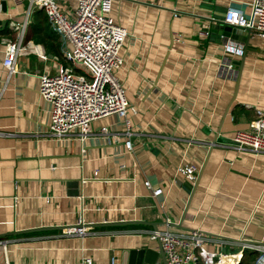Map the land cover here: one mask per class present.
<instances>
[{"label": "crops", "instance_id": "1", "mask_svg": "<svg viewBox=\"0 0 264 264\" xmlns=\"http://www.w3.org/2000/svg\"><path fill=\"white\" fill-rule=\"evenodd\" d=\"M252 2L113 0L111 15L129 31L117 75L136 109L128 113L132 150L116 114L96 120L83 143L49 134L52 106L39 95L40 76L70 63L47 14L40 10L46 21L37 27L33 15L25 42L41 45L48 60L27 50L18 72L0 73V264H112L120 250L158 249L153 230L203 231L212 251L264 239V153L239 152L233 140L264 109V38L251 35L236 94L231 62L246 44L214 23L230 6L250 14ZM27 6L0 0V59L3 39L18 36L10 21L23 22ZM103 127L118 138L102 136ZM207 156L178 227L196 182L179 168L193 165L198 177ZM146 181L163 193L153 195ZM119 220L144 222L90 226ZM80 223L90 232L65 233ZM48 226L63 229L28 231Z\"/></svg>", "mask_w": 264, "mask_h": 264}, {"label": "built area", "instance_id": "2", "mask_svg": "<svg viewBox=\"0 0 264 264\" xmlns=\"http://www.w3.org/2000/svg\"><path fill=\"white\" fill-rule=\"evenodd\" d=\"M24 1L28 4L24 21H10V27L18 32L17 38L3 39L5 55L0 59V73L4 68L9 74L18 72L19 56L27 50L35 51L40 58L48 60L41 45L25 42L33 15L44 11L54 31L63 38V55L70 63L55 74L40 76L39 95L52 106L49 134L58 139L75 135L83 143L94 133L92 126L96 120L116 114L124 122L125 146L132 150L134 132L128 113L136 109L117 75L125 63L121 52L129 31L111 15L113 0H74L76 5L73 9L68 0H16L20 4ZM251 6L250 14L230 6L222 21L235 27L239 33L250 29L251 35L264 38V0H253ZM256 114L247 129L237 130L233 135L239 152L264 153V109H257ZM100 134L118 138L107 127H103ZM179 171L188 181H196L195 166L186 165ZM145 183L152 188L153 195L163 193V188H153L150 181ZM89 232L88 228L65 229L66 234L86 235ZM150 237L161 240L168 264H227L230 258L229 264H240L245 250L255 253L250 264H264V239L245 242L241 249L232 252L209 250L206 243L211 239L200 230H153ZM83 264H92V260L85 259Z\"/></svg>", "mask_w": 264, "mask_h": 264}, {"label": "water", "instance_id": "3", "mask_svg": "<svg viewBox=\"0 0 264 264\" xmlns=\"http://www.w3.org/2000/svg\"><path fill=\"white\" fill-rule=\"evenodd\" d=\"M219 19V20H218ZM215 20L214 23L218 24L220 26V32L224 34L225 36L233 39L243 40L246 44L245 52L243 53L241 60H234L231 62L232 66L238 69V79H237V89L236 94L238 93V87L240 83V76L243 70L244 61L247 54V49L249 46V40L251 38V30L248 29L247 31H244L243 33H239L235 27L225 24L220 18ZM214 21V19H213ZM212 150V148H211ZM208 157L206 158L204 164L202 165L197 180L192 188L186 209L183 213V216L180 220V223L178 224V227H182V223L185 219V216L188 212V209L190 207L191 201L193 199V196L196 192V189L201 181L204 169L206 167V164L208 162ZM144 221H129V220H119L114 222H95L91 223L90 226L92 228L96 227H111V226H124V225H132V224H139L143 223ZM177 225V224H176ZM156 226V225H155ZM69 227V226H68ZM72 228H82L83 224H76L74 226H71ZM69 227V228H71ZM48 229H63V226H48V227H41L36 228L33 230L28 231H37V230H48ZM156 229H159L156 227ZM16 233V232H14ZM19 233V232H18ZM240 242H254L252 240H238ZM112 264H168L166 254L164 252L162 242L160 239H158V249L151 248V247H142V248H134V249H128V250H120V252H116L114 256V260Z\"/></svg>", "mask_w": 264, "mask_h": 264}, {"label": "trees", "instance_id": "4", "mask_svg": "<svg viewBox=\"0 0 264 264\" xmlns=\"http://www.w3.org/2000/svg\"><path fill=\"white\" fill-rule=\"evenodd\" d=\"M34 18H35L34 20H36V23L33 24L34 27H37L38 24H43L46 21L45 16L43 15V13L41 11H38ZM254 255H255V253L253 251L245 250L243 259H242L240 264H250L251 260L246 261V259L247 258L252 259L254 257Z\"/></svg>", "mask_w": 264, "mask_h": 264}, {"label": "bare ground", "instance_id": "5", "mask_svg": "<svg viewBox=\"0 0 264 264\" xmlns=\"http://www.w3.org/2000/svg\"><path fill=\"white\" fill-rule=\"evenodd\" d=\"M231 259H232V258H230V260L227 259V261H226L227 264H229V263L231 262ZM224 264H225V263H224Z\"/></svg>", "mask_w": 264, "mask_h": 264}, {"label": "rangeland", "instance_id": "6", "mask_svg": "<svg viewBox=\"0 0 264 264\" xmlns=\"http://www.w3.org/2000/svg\"><path fill=\"white\" fill-rule=\"evenodd\" d=\"M251 258H252V257H251ZM249 260H252V259H250V258H247V259H246V261H249Z\"/></svg>", "mask_w": 264, "mask_h": 264}]
</instances>
